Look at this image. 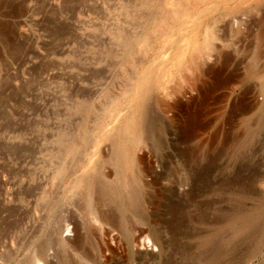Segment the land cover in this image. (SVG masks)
<instances>
[{
  "label": "bare ground",
  "instance_id": "1",
  "mask_svg": "<svg viewBox=\"0 0 264 264\" xmlns=\"http://www.w3.org/2000/svg\"><path fill=\"white\" fill-rule=\"evenodd\" d=\"M122 6L126 16L140 22L131 31L122 29L115 36L119 53L118 63L112 68L118 72L115 77L121 81L122 98H112L104 89L103 96L110 98L109 103L95 107L92 103L98 91L95 94L80 89L75 92V97L88 105L77 107L81 114L79 123L57 136L62 147L57 148V161L51 167L56 168V173L41 177V196L45 200L41 215L34 210V228L38 224L40 231L44 229L47 234L37 229L32 232L33 244H38L30 253L29 261L23 264H52L50 252L57 264H120L122 253H128L134 264H254L259 252L264 250V183L260 185L258 177L252 176L256 181L253 179L248 185L224 183L218 188L207 187L213 197L227 196L230 211L219 209L215 228L196 244L181 241L182 204L170 202L166 206L170 218L159 227L155 224L157 219L145 216L143 209L148 189L159 187L166 200L188 185L191 165L194 167L191 189L199 190L203 179L204 142L200 135L204 128L201 120L206 109L204 104L210 98L213 100L218 90L239 79L243 85L256 84L262 102L257 116L243 121L242 132L227 136L225 141H233H230L233 153L238 158H244L246 150L258 145L259 133L264 131V0H127ZM20 13H26V9L22 8ZM8 29L9 26L0 24V31ZM244 33H255V41L245 46L243 53L236 52L240 55L236 60L225 53L219 64L215 56L216 40L229 47L230 37H241ZM241 69L245 70L242 78L236 73ZM171 71L186 79L189 89L196 93L195 98L183 103L177 96L172 104L161 98L171 96L165 87L175 76ZM98 73L91 74L92 78L103 77ZM154 105L167 113L177 109L184 115L179 141L184 147L177 150L175 167L166 168L160 176L154 163L146 159V153L152 152L147 141L156 140L158 149L164 150L163 141L159 140L164 134L162 121L155 115ZM233 109L230 114H234ZM241 110L250 111L247 107ZM98 111L100 114L91 122V114ZM103 143L108 144L106 151L101 148ZM164 156L169 159L168 154ZM50 181L55 183V198ZM158 194L151 197V202L162 207ZM52 213L54 216L48 217ZM128 213H136L138 218ZM201 218L203 222L208 220L205 215ZM65 232L72 233V238H64Z\"/></svg>",
  "mask_w": 264,
  "mask_h": 264
},
{
  "label": "rangeland",
  "instance_id": "2",
  "mask_svg": "<svg viewBox=\"0 0 264 264\" xmlns=\"http://www.w3.org/2000/svg\"><path fill=\"white\" fill-rule=\"evenodd\" d=\"M125 2L127 0H3L0 4V24L10 28L7 32L0 31V264L27 263L30 253L38 244L37 242L33 244L32 232L37 229L43 235L47 234L44 229L40 231L38 224L34 228V210L41 215L45 200V197L41 196V177L56 173V168L51 167L55 166L57 161L55 155L57 148L62 147L57 136H60L65 129L74 128L81 119L77 107L88 105L87 102L75 97V92L80 89L87 94H95L98 91L99 95L96 94L98 96L92 103L95 107L101 106L102 103H109L110 98L103 96L104 89L112 98L114 96L122 98L119 95L122 88L121 81L119 80V83L116 79L115 75L118 72L112 68L118 63L117 54L119 53L115 36L122 32V29L131 31L140 24L126 16L122 9ZM22 8L26 9V13H20ZM55 9H57L56 12ZM254 35L255 33L251 35L244 33L241 37L227 38L229 47L216 40L215 56L218 63L223 61L225 53H230L235 60L238 59L240 55L236 52L243 53L245 46L255 41ZM98 72H101L103 77L92 78L91 74ZM244 72V69L236 71L241 78ZM171 73H174V78L165 84L167 91H171V96L167 98L163 96L162 99L172 104L174 103L172 100L177 96L183 103L196 97V93L189 89L186 79H183L181 74H177V71H171ZM226 88L218 90L214 94L215 101L213 102L214 99L210 98L203 107L204 109L206 107L201 117L204 128L200 135V139L204 142L201 159L203 179L200 181L199 190L193 192L191 189L194 172L192 169L194 167L191 165L190 173H187L188 185L179 192L169 195L170 199H163V193L159 187L148 189L145 195L143 213L151 219H157L155 224L158 227L170 218L166 211V206L170 202L182 204L184 211L182 228L180 227L182 233L178 232L177 236L181 233V241H187L189 244H196L211 233L216 226L214 221L219 215V209H224L226 213L230 211L227 196L226 199L219 196L213 197V194L207 191L208 186L218 188L224 183H234L237 186L238 184L248 185L253 179L256 181L257 177V181L261 180L260 185L264 183L262 181L264 179V131L259 133L258 145L246 150L244 158H238L233 153L232 140L225 141L227 136L233 137L242 132L245 119L257 116L262 97L256 84L243 85L241 79ZM243 107H247L250 111L243 112L241 110ZM231 108H234V114H230ZM154 111L162 121L164 134L160 135L159 140L163 141L164 150L158 149L156 140H149L150 142L147 141L146 144L152 152L146 153V159L154 163L155 170L160 176L165 174L166 168L175 167L177 150L184 147L179 142L184 115L177 109L167 113L156 105H154ZM98 113L100 114L99 111L91 114V122L96 120ZM121 114L123 115L124 112ZM117 123L118 121L113 123V126ZM192 144H189V147ZM101 148L106 151L108 144H101ZM164 154H168L169 159ZM52 181L48 184L53 186L52 192L55 198V183ZM156 194L165 201L158 200L162 207L153 206L151 202V197ZM51 215L54 216L52 213L48 217L52 218ZM127 215L134 219L138 218L136 213ZM202 215H205L208 220L203 222ZM64 235L66 239L73 236L70 232H65ZM263 253L262 249L258 257L254 259V264L263 262ZM120 256L121 258H118L120 264H134L128 253H122ZM49 258L52 264H57L52 252L49 253Z\"/></svg>",
  "mask_w": 264,
  "mask_h": 264
}]
</instances>
